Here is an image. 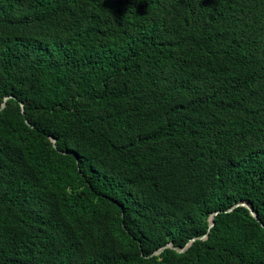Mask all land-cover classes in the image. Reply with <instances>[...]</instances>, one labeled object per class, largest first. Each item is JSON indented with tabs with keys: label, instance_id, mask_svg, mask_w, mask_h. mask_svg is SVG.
<instances>
[{
	"label": "trees",
	"instance_id": "obj_1",
	"mask_svg": "<svg viewBox=\"0 0 264 264\" xmlns=\"http://www.w3.org/2000/svg\"><path fill=\"white\" fill-rule=\"evenodd\" d=\"M0 264H264V0H0Z\"/></svg>",
	"mask_w": 264,
	"mask_h": 264
},
{
	"label": "water",
	"instance_id": "obj_2",
	"mask_svg": "<svg viewBox=\"0 0 264 264\" xmlns=\"http://www.w3.org/2000/svg\"><path fill=\"white\" fill-rule=\"evenodd\" d=\"M5 101H6V99H4V102L1 104V109L5 107ZM52 143H53V146H54V139H53V138H52ZM238 205L243 206V207H245L246 209H248L250 215H251L255 220H258L257 214H255V213L251 210V206H250V205H247L245 202H241V203H239ZM230 210H232V208L229 209V211H230ZM217 213H218V212H215V213H213V215H215V214H217ZM213 215H211V217H210V219H209V227H208V231H209V229L213 226ZM208 231L205 233V235H204L201 239H205V238H207V236H208ZM192 241H194V239H190L189 242L187 243V245H186L181 251L185 250V248L188 247L189 244H190ZM165 247H168V248L174 249V247L169 243V244H167L166 246H164V247L160 248L159 250L155 251L154 254H158V253L161 252Z\"/></svg>",
	"mask_w": 264,
	"mask_h": 264
}]
</instances>
